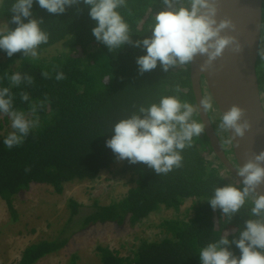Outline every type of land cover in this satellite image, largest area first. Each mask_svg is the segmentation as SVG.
Returning <instances> with one entry per match:
<instances>
[{
    "label": "trees",
    "instance_id": "obj_1",
    "mask_svg": "<svg viewBox=\"0 0 264 264\" xmlns=\"http://www.w3.org/2000/svg\"><path fill=\"white\" fill-rule=\"evenodd\" d=\"M13 0H3L0 4V21L7 28L15 29L11 23L10 7ZM187 0H180L186 4ZM177 4V7L180 6ZM166 6L163 0H128V7L121 14L130 25L132 40H142L150 36L156 12ZM78 9L80 11H78ZM33 18H43L42 29L49 34L47 44L39 49V59L23 57L21 53L9 58L0 50V87L11 86L8 77L14 72H22L34 78V84H22L12 87L14 106L27 111L29 105L20 98V92L26 91L32 100H43L47 94L49 101L40 111V126L33 129L25 142L8 149L0 137V198L8 210L17 219L15 201L31 187L32 183L45 184L61 194L65 185L75 179L93 180L118 161L114 153L106 147L113 125L127 118L139 106L158 103L160 97L179 95L197 108L193 119L202 123L191 80V65L170 68L165 72L157 65L154 70L139 74L137 57L146 54L145 50L125 45L116 52L96 41L92 34L95 21L89 16V8L83 3L67 8L61 15L50 14L47 10L33 5ZM27 23V19L24 20ZM6 28V29H7ZM59 46L57 52L43 55ZM264 0L263 23L260 54L257 61V76L264 105ZM63 71L66 78L55 79V72ZM43 71H49L51 78L45 79ZM180 93L174 91L176 85ZM212 118V110L209 111ZM221 117V115H220ZM220 117L212 118L214 128L219 135ZM10 123L8 117L3 120ZM2 127V124H1ZM229 137L228 131L224 133ZM225 144V143H223ZM233 153V148L226 150ZM183 166L173 169L167 175H157L146 164H130L122 161V173L130 174L134 186L129 188L122 198L108 204L96 200L90 212L83 211V204L75 198L68 199L70 208L69 222L80 213L83 221L76 222L71 236L80 229L98 223H116L123 225L127 221L135 225L142 222L161 208L181 212L186 202L193 211L189 218H166L159 226L164 232L163 238L143 240L129 254L110 246H98L97 255L100 264H201L199 251L209 242L218 240L222 235L229 239L237 237L244 228L245 221L255 219L251 216V202H247L230 221L223 217L219 209L213 211L208 199L213 189L233 184L243 187L235 177L227 179L223 171L231 174L214 154L209 137L204 132L193 138L192 146L182 152ZM30 166L31 171L25 172ZM83 181V180H79ZM69 242L58 237L53 240H41L24 250L18 264H35L43 257L58 252ZM230 250L237 256L239 249L233 244ZM80 256H71L70 264H81Z\"/></svg>",
    "mask_w": 264,
    "mask_h": 264
},
{
    "label": "clouds",
    "instance_id": "obj_2",
    "mask_svg": "<svg viewBox=\"0 0 264 264\" xmlns=\"http://www.w3.org/2000/svg\"><path fill=\"white\" fill-rule=\"evenodd\" d=\"M34 3L55 15L64 14L67 8L83 3L95 21L92 34L110 52L125 45L145 50L146 54L136 59L141 75L154 70L158 63L165 72L178 66L185 68L197 56L207 57L200 65L201 70H206L229 45H234V52L241 50L235 37L221 35L223 30L234 29L235 25L229 19L217 21L218 0H187L186 4H180V0H163L166 7L155 13L150 36L135 41L131 38L130 25L120 11L128 7V0H13L9 9L13 14L10 22L17 26L0 30V50L9 58L21 53L23 57L39 59V47L49 41V34L41 27L43 18H33ZM53 71L57 81L66 78L64 72L57 71L55 66ZM42 76L49 79L51 73L43 71ZM8 79L11 86L0 87V117L6 116L11 121L12 131L4 138L3 144L12 149L22 145L31 131L40 126L39 113L50 101L47 94L43 100L36 101L28 92L21 91L20 98L28 103L29 108L27 111L16 109L12 87L24 83L32 85L34 78L17 71ZM174 91L181 92L178 84ZM199 108L205 112L213 110L210 98L202 99ZM196 113L197 108L182 101L179 95L162 96L158 103L147 107L141 105L130 116L116 122L106 147L112 150L117 161L143 163L158 176L167 175L183 166L182 152L192 146L194 137L204 132V124L193 119ZM249 127L245 109L238 105H232L220 117L219 129L233 132L224 140L225 144L231 145L237 136L243 137ZM30 171V166L25 168V172ZM236 171L242 177L243 187L233 184L217 186L207 201L213 211L219 209L228 221L250 201L251 216L255 219L245 221L238 238L234 236L230 240L227 235H222L203 246L199 251L201 264H264V193L258 191L264 185V151L253 154ZM233 244L239 249L238 256L230 250Z\"/></svg>",
    "mask_w": 264,
    "mask_h": 264
},
{
    "label": "rangeland",
    "instance_id": "obj_3",
    "mask_svg": "<svg viewBox=\"0 0 264 264\" xmlns=\"http://www.w3.org/2000/svg\"><path fill=\"white\" fill-rule=\"evenodd\" d=\"M5 21H0V30H6ZM60 48L56 46L42 53L54 55ZM205 98H210L213 104L212 118L220 117V112L215 105L210 93H205ZM0 137L12 131L11 122L1 121ZM2 124V127H1ZM225 131H220L219 137L225 140ZM226 145V144H225ZM226 146H229L227 144ZM123 162L118 161L110 169L103 170L96 179L91 181L75 179L74 182L65 185L61 194L54 192L49 185L32 183L31 187L15 201L17 219L14 220L4 201L0 198V264H18L26 247L38 243L41 240H53L58 237H68L69 242L60 251L49 254L35 264H70L71 256L77 253L81 264H100L96 248L100 245L110 246L129 254L135 250L143 240H157L163 238L164 232L159 226L166 218L179 215L180 218H189L193 211L187 208L191 201L185 203L181 212L174 209L161 208L152 213L142 222L135 225L127 221L123 225L116 223H98L86 229H80L74 235L70 227L76 222L83 221L80 213L69 222L70 208L68 207L70 197L75 198L83 204V211L90 212V206L99 200L102 204L117 201L134 186L130 174L122 173ZM227 179L232 180L234 176L223 171ZM83 180V181H79Z\"/></svg>",
    "mask_w": 264,
    "mask_h": 264
},
{
    "label": "water",
    "instance_id": "obj_4",
    "mask_svg": "<svg viewBox=\"0 0 264 264\" xmlns=\"http://www.w3.org/2000/svg\"><path fill=\"white\" fill-rule=\"evenodd\" d=\"M217 21L229 19L235 28L222 31L221 35L236 38L241 50L234 52L229 45L212 65L201 70L206 56H197L191 65V80L200 118L209 137L214 154L225 168L241 183L236 169L253 154L264 151V105L257 76L263 23V0H218ZM210 93L221 116L232 105L245 109V119L250 127L243 137L232 143L235 162L228 156L217 134L209 111L199 108V102ZM229 137L233 135L228 131ZM264 193V185L258 189Z\"/></svg>",
    "mask_w": 264,
    "mask_h": 264
},
{
    "label": "flooded vegetation",
    "instance_id": "obj_5",
    "mask_svg": "<svg viewBox=\"0 0 264 264\" xmlns=\"http://www.w3.org/2000/svg\"><path fill=\"white\" fill-rule=\"evenodd\" d=\"M220 138H221V136H220ZM222 140V142L224 143V140L223 139H221ZM227 145V144H226ZM225 144H224V148H225V150H229V149H231V147H232V144L230 145V147L229 146H226ZM228 156L232 159V161L233 162H235L236 160H235V157H234V153H228Z\"/></svg>",
    "mask_w": 264,
    "mask_h": 264
}]
</instances>
